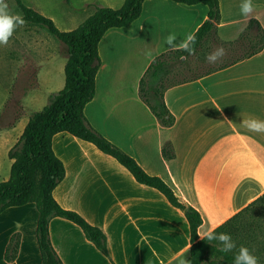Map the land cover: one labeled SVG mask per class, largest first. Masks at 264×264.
Here are the masks:
<instances>
[{
    "label": "crops",
    "instance_id": "1",
    "mask_svg": "<svg viewBox=\"0 0 264 264\" xmlns=\"http://www.w3.org/2000/svg\"><path fill=\"white\" fill-rule=\"evenodd\" d=\"M121 2L92 0V6L114 8ZM216 2L217 20L202 39H209V54L219 48L217 41L236 39L249 20L250 35L259 26L260 46L224 66L166 86L162 102L168 123L154 117L139 98L137 80L152 58L149 51L154 55L157 49L171 50L166 44L170 33L179 42L202 22V3L142 0L136 18L106 28L96 44L93 95L82 107L92 128L199 213L197 237L264 191V133L251 132L243 124L253 117L264 120V0H252L258 19L248 20L240 10L242 0ZM250 42L240 46L249 48ZM133 51L141 54L137 68ZM189 55L178 59L189 65ZM30 86L25 97L33 98L39 92ZM26 119L2 129L3 139L19 133ZM10 145L1 144L0 180L8 174ZM50 148L63 167L52 197L100 229L107 251L104 256L78 226L53 215L47 220V237L61 264H170L186 253L188 228L182 211L155 188L136 182L113 157L65 131L51 135ZM36 216L33 202L0 211V264H40ZM14 237V256L7 260L4 248Z\"/></svg>",
    "mask_w": 264,
    "mask_h": 264
},
{
    "label": "trees",
    "instance_id": "2",
    "mask_svg": "<svg viewBox=\"0 0 264 264\" xmlns=\"http://www.w3.org/2000/svg\"><path fill=\"white\" fill-rule=\"evenodd\" d=\"M25 22L44 28L48 34L65 46L66 57L62 64V86L49 94L45 104L32 111L26 119L15 141L7 149L11 159L7 177L0 180V211L10 205L33 202L36 209L34 238L40 264H61L51 248L47 237V220L60 216L79 227L83 236L104 256H107L104 234L96 226L86 222L71 209L60 207L51 195L54 185L63 174L60 160L50 148V137L58 131H65L81 140L90 142L99 151L113 157L139 183L155 188L166 201L182 211L188 228L189 245L184 257L185 264H233L241 245L246 246L264 264V191L246 203L221 223L213 227L215 233L230 234L236 244L230 252L221 251L218 240L208 241L205 234L196 235L200 223L199 213L191 206L179 202L171 188L158 176L144 172L132 157L119 149L92 128L82 114L83 105L93 95L94 74L98 65L96 44L108 27L128 24L138 15L142 0H122L119 6L93 5L91 11L73 28L58 29L51 19L40 14L21 0H13ZM184 4L202 3L206 7L205 18L194 29L196 35L194 53L211 32L217 20L216 0H172ZM249 20L238 37L231 41H217L226 52L216 63H208L200 72H193L194 65L179 60L187 52L167 50L152 58L137 80V94L148 110L161 123L165 107L162 91L169 84L177 83L195 75L224 66L244 57L259 48L261 33L256 25L255 32L249 33ZM251 41L249 48L240 46ZM170 76L168 82L162 80ZM162 153L165 151L162 149ZM212 228V229H213ZM16 237L10 238L4 248V258H13Z\"/></svg>",
    "mask_w": 264,
    "mask_h": 264
},
{
    "label": "rangeland",
    "instance_id": "3",
    "mask_svg": "<svg viewBox=\"0 0 264 264\" xmlns=\"http://www.w3.org/2000/svg\"><path fill=\"white\" fill-rule=\"evenodd\" d=\"M21 2L49 17L60 30L73 28L92 9V0H21ZM6 3L12 14L20 15L13 0H6ZM208 47L210 43L207 38L201 42L194 54L186 57L188 64L195 66L193 72L198 73L207 67ZM131 55L135 56L134 67L137 68L141 54L133 51L130 52ZM65 57L63 43L48 34L44 28L27 22L15 29L7 45H0V151L1 144L12 145L20 133L3 139L2 129L9 128L20 117H27L32 111L39 109L46 103L49 94L61 87L62 64ZM170 79V76H167L162 82H168ZM29 85L37 86L39 92L33 98L25 97L27 94L24 90ZM2 172L4 169L1 163L0 177ZM185 255L186 253L170 264H180Z\"/></svg>",
    "mask_w": 264,
    "mask_h": 264
},
{
    "label": "clouds",
    "instance_id": "4",
    "mask_svg": "<svg viewBox=\"0 0 264 264\" xmlns=\"http://www.w3.org/2000/svg\"><path fill=\"white\" fill-rule=\"evenodd\" d=\"M240 10L243 16L248 20L251 17L258 19V12L253 6L252 0H242ZM24 19L19 14H12L6 0H0V45H7L12 37L15 29L19 26H23ZM196 42L195 33H189L187 36L177 41L175 33H170L166 37V44L169 49L175 51H184L188 54H194V44ZM160 50L157 49L153 55L152 51L148 52V55L152 57V61H155L156 56L160 55ZM225 55V50L222 47L215 49L210 53L206 59L209 63H216ZM244 126L251 132L264 133V120L257 118H249L243 121ZM205 237L208 241L218 240L222 244L221 251L230 252L236 248V244L233 241L230 234L220 233L216 234L215 229H211L205 233ZM180 264H185L184 260L180 261ZM233 264H259L258 257L255 256L248 247L241 245L237 255L234 258Z\"/></svg>",
    "mask_w": 264,
    "mask_h": 264
}]
</instances>
